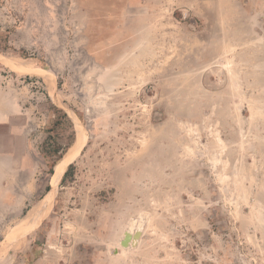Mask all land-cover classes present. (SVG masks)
I'll return each instance as SVG.
<instances>
[{
    "label": "rangeland",
    "instance_id": "374dc122",
    "mask_svg": "<svg viewBox=\"0 0 264 264\" xmlns=\"http://www.w3.org/2000/svg\"><path fill=\"white\" fill-rule=\"evenodd\" d=\"M9 97L0 264H264V0H0Z\"/></svg>",
    "mask_w": 264,
    "mask_h": 264
},
{
    "label": "crops",
    "instance_id": "0c3cea01",
    "mask_svg": "<svg viewBox=\"0 0 264 264\" xmlns=\"http://www.w3.org/2000/svg\"><path fill=\"white\" fill-rule=\"evenodd\" d=\"M18 105L12 97L0 99V184L6 174L31 178L36 168L35 133L30 129L29 119L20 118L28 115V110L22 114Z\"/></svg>",
    "mask_w": 264,
    "mask_h": 264
},
{
    "label": "bare ground",
    "instance_id": "6f19581e",
    "mask_svg": "<svg viewBox=\"0 0 264 264\" xmlns=\"http://www.w3.org/2000/svg\"><path fill=\"white\" fill-rule=\"evenodd\" d=\"M27 62L25 63V62H22V61H19V60H13V64L17 68H19L20 70H24V69L33 67L32 65L27 64ZM74 147L72 149H70L69 151H67L65 153V155L63 154L64 156H62V158L60 159L59 163L57 162L58 164L55 165L56 166V171H57V176H60L62 174L63 167L65 166V164L67 163L68 158L72 155V153L75 151L77 146H74ZM56 171L54 170L52 177H54L56 175Z\"/></svg>",
    "mask_w": 264,
    "mask_h": 264
},
{
    "label": "trees",
    "instance_id": "16d2710c",
    "mask_svg": "<svg viewBox=\"0 0 264 264\" xmlns=\"http://www.w3.org/2000/svg\"><path fill=\"white\" fill-rule=\"evenodd\" d=\"M61 158H62V157H61ZM61 158H60V159H61ZM60 159H59V161H60ZM71 169H73L72 165H70V166H69V169L65 172L64 177H63V180H62L63 182L65 181V178H66L68 172H69Z\"/></svg>",
    "mask_w": 264,
    "mask_h": 264
},
{
    "label": "water",
    "instance_id": "95a60500",
    "mask_svg": "<svg viewBox=\"0 0 264 264\" xmlns=\"http://www.w3.org/2000/svg\"><path fill=\"white\" fill-rule=\"evenodd\" d=\"M121 244L123 245V242Z\"/></svg>",
    "mask_w": 264,
    "mask_h": 264
}]
</instances>
